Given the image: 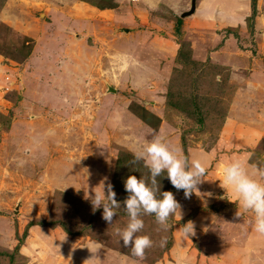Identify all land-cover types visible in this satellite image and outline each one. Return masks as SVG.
<instances>
[{
  "label": "rangeland",
  "instance_id": "1",
  "mask_svg": "<svg viewBox=\"0 0 264 264\" xmlns=\"http://www.w3.org/2000/svg\"><path fill=\"white\" fill-rule=\"evenodd\" d=\"M191 1L185 0L183 12L190 9ZM99 3H116V7L100 10L87 0H0V243L4 245L0 264H167L176 259L178 264H236L235 260L242 257L236 248L231 254H220L214 248L223 241L222 234L213 236L209 228L195 224L201 216H210L214 227L221 230L242 228L244 242L236 236H229V241L243 245L244 252L255 245L247 236L253 228L254 214L240 208L241 216L236 217L238 202L222 194L220 166L213 188L198 185L190 198L172 184L170 189L165 188L166 182L160 184L161 191L173 192L180 207L166 225L158 224L154 215H142L144 228L139 234L153 241L142 258L125 248L117 234L128 220L123 207L109 225L102 219L103 210L93 213L85 195L94 194L96 187V191L103 192V184H112L120 153L133 155L160 132L182 154L184 148L189 152V143L201 141L197 148L214 150L216 160L220 153L230 158L235 152L246 154L250 166L262 165L264 137L250 148L236 143L241 147L220 150L217 142L221 130L215 133L219 115L208 121L216 129L213 135L186 130L189 118L177 109L172 111L183 114L185 124L177 121L176 115H166L167 123L159 122L153 129L129 106L136 104L162 117L171 79L170 102L178 104L194 93L201 101L214 96L218 104L223 101L220 110L226 111L241 86L245 102L256 101L246 110L250 113L246 118L259 120L264 132V108H256L264 98L255 94L259 87L247 83L242 71L232 74V70L209 62L203 67L189 66L175 58L165 84L150 69H142L144 55L141 58L133 53L139 40H150L156 33L161 36V31L145 25L157 22L186 52L194 41L202 45L201 40L220 37L221 42L209 47V51H216L224 39L234 37L237 47L251 52L256 59L254 69L264 73V0H218L214 7L195 0L194 13L180 17L183 25L177 38V16L157 14L160 7L153 10L149 22L140 14L138 18L145 26H133L125 19L133 14L131 9L139 0ZM26 37L33 41L27 43ZM30 46V56L24 59ZM146 50L150 49L138 52ZM155 82L157 86L153 87ZM213 163L214 159L204 177ZM123 181L117 180L118 201H123ZM48 220L65 223L72 235L59 225L32 226ZM189 221L195 222V234L186 236L180 228ZM244 254L247 261L251 253Z\"/></svg>",
  "mask_w": 264,
  "mask_h": 264
},
{
  "label": "clouds",
  "instance_id": "2",
  "mask_svg": "<svg viewBox=\"0 0 264 264\" xmlns=\"http://www.w3.org/2000/svg\"><path fill=\"white\" fill-rule=\"evenodd\" d=\"M143 162L148 169V175L139 178L132 174L124 179V189L127 196L123 201L117 200V194L111 183L103 184V192L93 190L94 194L85 195L90 201L93 213L103 209L102 219L109 225L117 216V210L123 207L128 220L126 226L117 230L123 246L131 249L134 256L143 257L145 250L152 247L153 241L148 235H140L144 228L142 215H154L156 222L166 225L170 216L179 209V204L173 192L161 191L158 177L166 173L172 186L183 190L185 197L190 198L197 185L206 175V165L203 158H189L173 145L162 133H156L150 140L145 141L139 150L133 153L131 165ZM132 171L133 168L131 169ZM221 187L225 188L236 198L238 211L240 208L251 211L253 216V231L264 237V166L252 165L233 157L220 166ZM186 236L195 234L192 221L180 228Z\"/></svg>",
  "mask_w": 264,
  "mask_h": 264
},
{
  "label": "crops",
  "instance_id": "3",
  "mask_svg": "<svg viewBox=\"0 0 264 264\" xmlns=\"http://www.w3.org/2000/svg\"><path fill=\"white\" fill-rule=\"evenodd\" d=\"M203 2H206L207 4H210L212 7H214V5L218 2V0H203ZM184 3H185V0H139V3H137L135 7L131 9V13L133 14L129 16L128 19L126 18L125 20L129 21L133 26L134 25L137 26L138 24L142 26L144 25V23L141 24V21H144V20L140 18L141 19L140 21L138 17H141V16L146 17L149 22L151 20V15L155 14V13H152L153 10L157 9L162 4L165 6L164 9H169L170 12L173 13L174 17L180 16V14L182 15L184 13L183 12ZM160 9L161 8H159L158 10ZM116 10L114 12H116ZM223 18L229 22L227 16H224ZM145 25L148 26L149 28H150L149 25H151L152 30H154L155 32L161 31L160 32L161 36L159 35L160 37H158L156 33V34H153L150 40H145V39L139 40V41L137 40L138 41L137 46H136L137 52H133V53L135 56L140 55L141 58L144 55L143 60L145 64L143 65L142 69L146 70V72L149 71L150 69V72L154 74L156 77H158L160 79V82L164 81V83L166 84L168 80V76L171 72L170 63H172V61L176 58L179 47L176 45V41H174V36L171 35L170 31L165 30L164 25L162 23H157V22L156 24L147 23ZM221 39L222 38L216 36L215 38H211V40H208V41L201 40L202 42L204 41L202 45H200V42L196 43V41H194L191 47L192 60L196 62H202L206 60L207 58H210L211 63L218 65L220 67H226L227 69L232 70L233 71L232 74L235 72L242 71L244 79L246 80V82L248 81L247 83L253 86L259 87L260 90L259 91L256 90L255 94H257L258 97L264 98V73L259 70L254 69L256 59L252 57L251 52L240 50L235 43L236 41L234 37H228L224 39L223 45L219 46V48L216 51H209V47L219 43V41L221 42ZM146 48H149L150 50H146L144 53L138 52V50L140 49L142 50ZM258 53L262 54V52L260 51H258ZM132 54L131 56H133ZM150 64L152 65L153 69H151ZM153 84H154L153 87L157 86V82ZM243 89L244 88L243 87L241 88V86L238 89L237 94L233 99V103H231V106L228 109L227 117L225 118L221 131H220V136L218 138L217 145L220 148V150H222L223 152L224 150L228 149V147H231V148L234 147L235 149L236 147H241V146H238L236 143H242L243 146L250 148L253 142H256L262 137H264V132L260 130L261 123L258 122L259 120L257 122H254V121H251V119L246 118V115L250 114L246 110L250 108L251 106H253L256 101H253L250 104H247L245 102V98H244L245 91ZM163 99H162V102H163ZM152 105L155 106V104H152ZM144 106L146 108H149L146 105ZM262 107L264 108V103L262 104L259 103L256 108H258V110H261ZM170 109L171 110L169 112H166V109L163 106L162 107L163 112L165 110L164 115L160 117L158 116L159 115L158 113L156 114L159 117L161 124L167 123L166 120L169 118L166 115H170L171 117L172 115H176L177 118L175 117V119H177V121H181V122L184 121L183 114L180 113V115L179 114L177 115L176 111L175 112L172 111L174 108H170ZM262 110L264 111V109ZM256 117H258V113L256 114ZM188 121L187 122L190 123V126H188L186 130L194 129V127L196 128L197 125L195 124V122H193L191 119H188ZM183 124H185V121ZM205 135L207 134L203 133L204 137ZM198 142H201V141L189 143L188 145L189 152H187L186 150L187 156L190 158H201L202 157L203 160L205 161L206 169L211 167L213 159L215 160V163H213L212 169L209 170L207 177H203L201 183H199L198 185H201V186L208 185L209 188L212 189L213 179H214V176L216 175L217 168L221 166L222 163L227 162L228 159H231L232 157H239L241 159L242 157H244L245 161L247 159V156L245 153H244L245 155L243 156V155H239V153L237 154L234 152L235 155L232 154L230 158H226L227 155L224 152V153H220L222 155H220L219 159L216 160L215 159L216 154L214 150H211V151L199 150L197 148ZM183 153H184V150H183ZM247 165L249 166V168L251 167L248 163ZM208 177L211 179H207ZM205 179H207V181ZM99 181H100L99 178H97L96 184H98ZM222 194L224 196H227L228 199L230 198L233 199V201L236 199L233 195H231L230 192H227L225 188H223ZM214 223H215L214 219L211 218L210 216H201L200 218L196 220L195 224L197 226H201V225L204 226V228L201 227V229L206 228L207 230V228H209L210 231H212L213 236L220 233L223 235L222 237L224 239H227V241H224L223 239V241L220 242L221 243L220 245L214 247L218 253L231 254L232 252H234V249L236 248L237 250L236 252H239L242 254V257L235 260L236 264H264V237L256 234L253 231V228L250 230V234H247V236L251 238V241L249 242L254 241L255 245L247 249L248 253L250 252L251 255L246 261V257L244 253H247V251L244 252V246L235 245L234 242L229 241L231 239L229 238V236H236L242 242L243 241L241 237L242 228L230 227V230L225 231L224 229L221 230L220 227H214ZM230 225L233 226L234 223L231 222ZM0 230H1V226H0ZM3 248H4V245L0 243V249H3ZM171 249L172 250L175 249V246L172 247ZM184 252L187 255H189L188 252H186V250ZM174 253L177 254L176 252ZM176 261L177 259L173 260L172 263L167 262V264H178V261L177 263ZM180 262H181V259H180ZM158 264H164V263L160 262Z\"/></svg>",
  "mask_w": 264,
  "mask_h": 264
},
{
  "label": "trees",
  "instance_id": "4",
  "mask_svg": "<svg viewBox=\"0 0 264 264\" xmlns=\"http://www.w3.org/2000/svg\"><path fill=\"white\" fill-rule=\"evenodd\" d=\"M6 1V0H5ZM255 1V0H254ZM87 2H90V4L100 10H104V9H114L116 7V3L114 4H104V3H99L100 0L96 1V0H87ZM5 3V2H4ZM164 5H160V10L157 14H161V15H169L172 12H170L169 9H164ZM164 9V10H163ZM163 10V11H162ZM173 15V14H172ZM174 17V15H173ZM176 17V16H175ZM174 17V18H175ZM181 16H177L176 19V23L174 26L175 29V36L176 38L179 36V34L181 33V27L183 25V22L180 18ZM26 42L28 43L29 41H33L32 39L26 37ZM34 43V42H33ZM32 51L31 46L29 47V51L28 54L25 55L23 58L26 59L30 56V53ZM176 60L179 63H183V64H189V66L191 65H197V66H201L203 67L205 62H210V58H207L204 62H196L194 60H192V54H191V48H189L188 52H186L184 50V48L182 47V45L179 46V49L177 51V56H176ZM208 64V63H207ZM215 65V64H214ZM218 66V65H216ZM220 67V66H219ZM227 69L226 67H220V69ZM201 71V70H200ZM197 77V74L196 76ZM175 85V84H174ZM172 87H173V83L171 82V79L169 81V86L167 88V99L165 100V109H170V108H174L179 110L180 112H182L183 114H185L189 119H191L193 122H195V124L197 125L196 129H191L189 132H196V133H202V132H209L210 134L214 135V132L216 129L213 128V124L208 125V121L212 120L215 116L219 115V118L217 119V121H220L219 127L217 132H215L216 134L219 133V131L222 128V125L224 123L225 118L227 117L228 114V107L226 109V111H221L219 105H221L223 103V101H220L219 104L216 100V98H214V96H212V98H206L205 100L201 101L200 97H197V95L194 93L192 95L195 96V99L192 97L189 98H182V102H178V104L174 103V102H170V98L172 96ZM185 93V92H184ZM190 108H188V107ZM229 106V104H228ZM130 111L138 118L140 119L144 124H146L147 126H150L151 128H157L158 124L160 122V119L157 118V116H155L154 114L148 112L146 109L133 104L131 106H129ZM183 147H185V145H183ZM184 153L183 155L187 156V152L186 149L184 148ZM133 159V155L128 153V152H122L119 154L117 160H116V166H115V172L113 175V180H112V186H113V190L116 192L117 187L119 188V184L117 183V180H124L127 178V176L129 175H136L138 178L141 175L147 176L148 175V169L145 168L143 166V163L140 162L136 165H131L130 162ZM262 165L264 166V160H261ZM133 168L134 171H132L131 169ZM159 183H165V188L166 186L169 188V185L171 184L169 179L166 176V173L157 178ZM121 193H122V200L125 199V197L127 196V193L125 192L124 189V184L122 183V188H121ZM103 209L101 208L98 211H102ZM40 221V222H36L34 223L32 226L34 225H40L41 227H54L56 225H59L67 234L72 235V233L68 230L67 226L65 225V223L63 222H53V221ZM19 249L16 248V251H18Z\"/></svg>",
  "mask_w": 264,
  "mask_h": 264
},
{
  "label": "water",
  "instance_id": "5",
  "mask_svg": "<svg viewBox=\"0 0 264 264\" xmlns=\"http://www.w3.org/2000/svg\"><path fill=\"white\" fill-rule=\"evenodd\" d=\"M195 11V0H192L191 1V6H190V9L187 11V12H184L181 17H187V16H190L194 13Z\"/></svg>",
  "mask_w": 264,
  "mask_h": 264
}]
</instances>
